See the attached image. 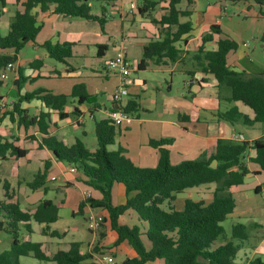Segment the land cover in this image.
<instances>
[{
    "label": "crops",
    "instance_id": "0c3cea01",
    "mask_svg": "<svg viewBox=\"0 0 264 264\" xmlns=\"http://www.w3.org/2000/svg\"><path fill=\"white\" fill-rule=\"evenodd\" d=\"M184 1L186 0H181L179 9L190 11L191 15L182 17L181 22H190L191 31L176 44L181 51L179 58L176 61L164 58L161 62L150 59L144 70H137V67L143 59L144 48L163 38L162 27L154 20L159 22L168 13L169 0H162L155 11L145 15L138 11L142 0H120L110 4L101 2L100 9L93 8L90 4L94 14H103L104 27L97 21L59 15L55 11V5L49 6L45 12L40 7L34 10L40 31L35 41L27 43L13 63L14 97L7 100L0 95V101L15 104L20 96L38 90H45L53 95H71L77 85H84L86 94L95 101L79 104L78 98H71L65 108L69 117L64 120L40 100L21 102L20 107L29 118H39L42 113L49 114L41 126L36 124L26 127L20 123L17 114L12 120L7 115L12 108L0 113V117L4 115L0 123L2 141L27 150L23 158L0 157V201L6 199L3 186L8 184L24 212L33 214L45 200L52 201L59 208L58 221L50 224L48 233L43 232L46 225L34 220L30 223L31 232L22 223L20 239L23 242L40 244L42 251L49 257L69 250L72 243H79L81 254L92 255L91 261L97 264L101 263L100 257L105 255L113 257L117 264H123L127 259L137 256L127 241L118 243L119 235L112 227L107 210L88 205L80 214V204L87 199L88 194L96 200L102 199V194L86 184V177L75 165L58 160L43 143L44 139L54 137L68 147L79 140L89 152L93 153L98 149L96 124L102 120H110L109 114L117 108L112 94L120 82L119 75L107 71L106 62L120 50L125 52L136 68L130 77L129 96L124 104L134 100L138 108L136 112L130 113L133 118L130 124L115 125L118 136L114 144L108 146V151L123 148L126 157L136 166L156 168L160 152L151 146L152 140L172 139L173 143L164 147L170 151L171 163L177 165L198 159L204 153H212L220 139L252 143L264 137V123L249 126L239 120L232 125L218 117L219 113L238 109L253 120L255 113L242 102H229V90H220L216 78L203 73L196 60L200 48L203 47L204 53L214 52L218 48V41L228 38L238 45L227 56L231 70L246 75L264 73V4L255 0H239L234 3L219 0L217 4H203L201 0H193L191 5L186 1L187 6L184 8ZM26 2L27 0H5V5L0 6L2 37L9 34L17 13L25 12ZM133 4L137 10L131 12ZM118 16L120 20L116 19ZM213 25L220 26L222 35H215L213 41L203 43V37L210 33ZM45 43H72V56L65 63L59 62L49 56L43 47ZM99 46H103L100 51ZM14 54V50H0V55ZM4 70L5 68L0 70V76ZM9 84L8 75V79L2 81L0 86L8 87ZM76 108L79 109L80 116L73 114ZM87 125L95 126L91 142L78 136L79 129ZM83 136L86 137L85 131ZM254 157L256 151L250 149L246 159L250 173L244 184L232 191L238 206L228 218L246 220L250 215L247 209L254 205H261L264 210V172L251 162ZM255 172L259 174H254ZM40 173H45V184L33 190L29 184ZM216 189V184L203 185L178 194L177 199L207 202L213 199ZM112 198L114 205H125L128 199L126 187L116 183ZM80 215H84V223H78L76 217ZM93 215H100L104 219L98 232H92L88 227L87 219ZM62 220L73 223L62 230L54 228ZM119 223L130 228L140 227L142 241L150 248L145 236L146 223L141 221L134 210L130 209L120 216ZM238 224L246 226L244 223ZM253 225L261 227L257 222ZM52 232H57L58 235L53 237L50 235ZM1 233L7 234L11 239L8 244L7 239L1 241L0 254L9 251L13 241L9 233ZM254 259L256 258L248 257L239 264ZM20 261L22 264H56L38 260L33 255L22 256ZM146 264L164 262L156 260Z\"/></svg>",
    "mask_w": 264,
    "mask_h": 264
},
{
    "label": "trees",
    "instance_id": "16d2710c",
    "mask_svg": "<svg viewBox=\"0 0 264 264\" xmlns=\"http://www.w3.org/2000/svg\"><path fill=\"white\" fill-rule=\"evenodd\" d=\"M103 3H116L120 0H99ZM193 4V0H186ZM237 2L239 0H229ZM264 4V0H255ZM162 0H142L138 8L141 15L150 14ZM181 0H169L168 13L155 23L162 27L163 38L151 42L144 48L143 59L137 70L148 67V60L155 59L161 62L164 58L176 61L181 51L176 44L183 40V36L191 31L190 22H181L182 17H189L190 11L179 9ZM5 5V0H0V6ZM56 6V13L66 18H83L97 21L102 27L105 25L103 14L93 13L89 0H27L25 12L17 13L11 23L10 32L6 37L0 34V50H14V55H0V70L9 63H14L17 56L27 43L35 41L40 31L37 25V15L34 10L41 8L42 12L49 6ZM215 35H222L219 25H213L209 34L202 39L203 43L214 40ZM74 44L64 43L53 45L45 43L43 47L49 56L59 62L65 63L72 56ZM103 46H99V51ZM237 43L221 38L218 48L214 52L204 53L203 47L196 55L198 65L202 72L212 75L219 83V88L230 92L229 102H242L250 107L255 117L253 120L242 114L238 109H231L219 113L218 117L232 125L243 120L246 125L264 123V73L246 75L230 69L227 56L236 50ZM105 48V47H104ZM2 80L0 79V85ZM71 98H78L79 104L93 103L95 100L86 94L84 85L74 87L71 95H53L45 90H38L20 96L10 113L14 120L17 114L20 123L26 127L43 125V120L49 114L42 113L39 118H29L26 111L20 107L21 102H30L34 99L42 101L47 108L59 114L61 120L69 117L65 112ZM138 104L129 101L125 110L129 113L136 112ZM74 115L80 116L78 108ZM0 117V123L3 120ZM45 131V130H43ZM98 149L89 152L81 141L68 147L54 137L44 139V145L53 152L54 156L69 164L75 165L86 177V184L102 194V199L87 198L79 207L80 214L86 206L102 208L109 212L113 229L119 235L118 243L127 241L135 250L137 256L127 259L123 264H146L161 260L164 264H239L236 257L240 246L234 241L218 245V240L224 235L223 223L234 213L238 203L232 191L244 184L246 176L250 173L248 168L247 153L250 149L256 151V157L251 162L258 165L264 172V137L250 142L220 139L215 150L204 153L200 158L188 160L180 164L171 163L170 151L164 146L173 143L172 139L151 141V146L160 152V161L156 168H140L125 155L123 148L110 152L108 146L113 145L116 137L115 124L110 120H102L96 124ZM0 136V157L8 156L23 158L27 150L20 149L12 143L3 142ZM254 174H259L255 172ZM45 173H40L29 184L33 190L45 184ZM116 183L126 187L127 203L116 206L113 203L112 192ZM216 184L217 189L210 201H194L187 199L183 209L179 210L171 205L177 195L186 190L198 188L203 185ZM6 199L0 201V233L7 232L12 238L9 251L0 254V264H22V256L33 255L35 258L56 264H97L92 260V255L81 254L80 244L72 243L69 250L60 251L53 257L47 256L38 243L23 242L20 239V225L25 224L31 232V221L46 225L44 233H48L50 224L58 221L59 208L50 200L43 201L33 214L24 212L16 199V194L10 191L8 184L3 186ZM259 192V189H257ZM168 205V208H165ZM134 210L141 221L146 223L145 236L150 244L147 248L141 238V228H130L119 223V218L128 210ZM233 240L244 242L249 236L243 224L233 226ZM53 237L57 232L50 233ZM245 264H264L260 258L250 260Z\"/></svg>",
    "mask_w": 264,
    "mask_h": 264
},
{
    "label": "rangeland",
    "instance_id": "374dc122",
    "mask_svg": "<svg viewBox=\"0 0 264 264\" xmlns=\"http://www.w3.org/2000/svg\"><path fill=\"white\" fill-rule=\"evenodd\" d=\"M219 0H201V2L203 4H208V2L212 3V4H217ZM90 4L93 6V8L96 9H100V4L101 1L99 0H90ZM187 6V2L184 1L182 7H186ZM229 7L231 8L232 5H229ZM228 7V8H229ZM117 20H120L119 16L116 18ZM8 75L10 76V84L8 87L2 85L0 86V95L3 96V99H7V100H12V98L14 97V90H13V78H14V74H12V71L8 72ZM113 95V94H112ZM110 105H108L109 107ZM69 129L73 132H75V130L72 127H69ZM86 132V137L83 136V132ZM72 133V132H70ZM95 135V126H85V128H80L79 129V134L78 136L82 139H86V141L91 142L93 137ZM116 136H118V129H116ZM116 138V137H115ZM59 183V182H57ZM55 184V183H52ZM185 202L180 200V199H176L174 202L171 203L172 206H174L175 208H178L179 210L183 209V203ZM255 206L257 207V210H255ZM168 205H165V208H168ZM261 205H254L252 206L250 209H247V211L249 210L250 215L248 216V218L246 220H242V219H238V218H228L222 225L225 229V233L224 235L218 240V245L220 244H226L228 242L234 241V243L236 245L240 246L239 252L237 254L236 257V262L240 263L242 260H244L245 258H262L264 260V210L261 209ZM260 212V213H258ZM262 213V214H261ZM260 215V216H258ZM77 221L78 223H84L85 222V218L84 215H80L77 216ZM257 222L258 224H260L261 227H255L253 224ZM72 222H68L66 220H62L61 222H59L57 225H54V228H58L60 230L68 228L69 226H71L70 224H72ZM238 223H244L247 226V233L249 234V240L248 241H244V242H240L239 240H233L232 235H233V226L237 225ZM7 239V244L8 242H10V236H8L5 233H1L0 234V243L2 240Z\"/></svg>",
    "mask_w": 264,
    "mask_h": 264
},
{
    "label": "built area",
    "instance_id": "2783aa9c",
    "mask_svg": "<svg viewBox=\"0 0 264 264\" xmlns=\"http://www.w3.org/2000/svg\"><path fill=\"white\" fill-rule=\"evenodd\" d=\"M137 10L133 4L131 6V12ZM14 64L9 63L4 72L1 74L0 79L2 81L8 79V72L13 71ZM106 69L109 73L117 74L120 77L119 86L112 95L113 102L117 105L109 114V119L115 125L130 124L133 120L132 115L125 110L126 105L124 104L125 99L129 96V85L130 77L136 70L134 63L127 57L123 50L117 52V54L106 62ZM14 104L7 103L6 101H0V113L6 111L8 108L13 109ZM76 170V169H74ZM55 179V178H54ZM88 194L87 198H90ZM89 230L92 232H98L103 223L104 219L100 215H93L87 219ZM101 263L99 264H117L113 257L109 255L101 256Z\"/></svg>",
    "mask_w": 264,
    "mask_h": 264
}]
</instances>
